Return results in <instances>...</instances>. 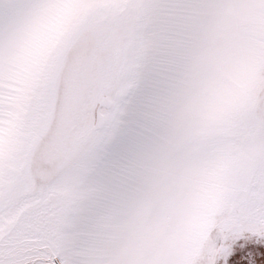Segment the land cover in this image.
Masks as SVG:
<instances>
[{"label": "snow or ice", "instance_id": "snow-or-ice-1", "mask_svg": "<svg viewBox=\"0 0 264 264\" xmlns=\"http://www.w3.org/2000/svg\"><path fill=\"white\" fill-rule=\"evenodd\" d=\"M264 264V0H0V264Z\"/></svg>", "mask_w": 264, "mask_h": 264}, {"label": "trees", "instance_id": "trees-1", "mask_svg": "<svg viewBox=\"0 0 264 264\" xmlns=\"http://www.w3.org/2000/svg\"><path fill=\"white\" fill-rule=\"evenodd\" d=\"M221 264H222V262H221Z\"/></svg>", "mask_w": 264, "mask_h": 264}]
</instances>
